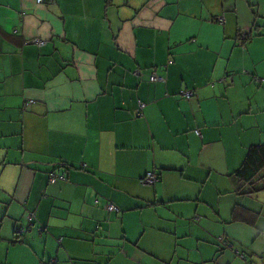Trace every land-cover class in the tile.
I'll return each instance as SVG.
<instances>
[{"label": "crops", "instance_id": "1", "mask_svg": "<svg viewBox=\"0 0 264 264\" xmlns=\"http://www.w3.org/2000/svg\"><path fill=\"white\" fill-rule=\"evenodd\" d=\"M262 1L0 0V264H264V205L217 201L264 145Z\"/></svg>", "mask_w": 264, "mask_h": 264}, {"label": "rangeland", "instance_id": "2", "mask_svg": "<svg viewBox=\"0 0 264 264\" xmlns=\"http://www.w3.org/2000/svg\"><path fill=\"white\" fill-rule=\"evenodd\" d=\"M259 12L260 13H263L264 12V1H262L261 2V5H260V10H259ZM258 19H260V18H258L257 17V19L255 20V24H257V23H259V22H261V20H259L258 21ZM262 23V22H261ZM260 25V24H259ZM262 29V28H261ZM260 29V30H261ZM252 33H256V31H253ZM260 33V32H259ZM257 33L258 35H260V36H253V38H256V40L254 41V47L256 48V49H261L262 50V55H263V57H264V33ZM256 35V34H255ZM263 64H264V62H263ZM227 144H228V146H229V148H234L235 146H236V142H235V140H234V136H233V133L232 132H227V142H226ZM239 149V146H237V148L235 149V150H238ZM262 175H263V178L261 179V180H259L258 182H257V188L259 189V190H257V191H255V192H253V193H251L250 195H247V197L249 198V200H250V202H253V201H256V202H258V203H260V204H263L264 205V172L262 173ZM224 180H227V184L225 183V181ZM220 182H221V184H222V188L223 189H225L226 187H227V185H229L230 187H231V185H232V183L230 182V180H228L227 179V177L225 176V177H222L221 179H220ZM214 192H215V190H213L212 189V191H211V193L210 192H208V194L206 195V197H207V201L208 202H211V203H215V198H216V195H214ZM230 196V197H229ZM242 197V196H241ZM234 199V198H240L239 196H236V192H235V188H234V190H233V192L231 193V194H227V195H221V196H219V200H217L218 201V203L222 206V204H223V206H224V204L227 202V200L228 199ZM242 198H246L245 196L244 197H242ZM247 199V198H246ZM204 223H202V225H203ZM199 227V226H198ZM229 227V228H228ZM226 229V230H229V231H232L231 232V234L232 233H235V232H237V229H235L234 227H232L231 225H228V226H224L222 229H221V231H223V229ZM191 231L189 232V237H190V239H188L189 241H188V243H190V245H191V247H193L194 245L196 246V248L197 247H201L202 246V244H193V237H194V229H197V227L195 228V227H192V228H189ZM199 232V229L198 230H196V234ZM219 231H217V230H215V231H211V236H210V240H213V239H215V236H214V234L215 233H218ZM200 233V232H199ZM238 235V234H237ZM243 237V240H249V238H250V236H247L246 234H244V236H242ZM218 238H220V237H218ZM217 239V238H216ZM180 241H182V240H180ZM209 242V244H210V241H208ZM195 243H197V242H195ZM216 244V242H213V245H215ZM213 245H211V246H213ZM187 247H188V244H187V242H178L177 241V244H176V248H175V251L172 253L173 254V258H172V261H171V263L170 264H182V262L180 261V259H184V256H186L187 254L186 253H188V251L186 250L187 249ZM219 247H220V245H219ZM208 248H210V247H208ZM208 248H204V251L206 252V253H208L210 256L212 255V252H213V249H208ZM236 249H232L231 251H229L230 252V254L233 256V257H235V259H240V264H246V260H242V258L240 257V256H234V251H235ZM248 251V250H247ZM192 253V252H191ZM244 255L245 256V258H247L248 259V257H249V252H246V251H241L240 253H239V255ZM242 255V256H243ZM210 259V258H209ZM222 264V263H219V262H215V260L212 262V264ZM248 263V262H247ZM96 264H130V263H126L123 259H122V256H120V255H118V254H116V255H114V253H112V254H108V255H106L105 257H102L101 255H99V256H97V260H96ZM153 264H156V263H153Z\"/></svg>", "mask_w": 264, "mask_h": 264}, {"label": "trees", "instance_id": "3", "mask_svg": "<svg viewBox=\"0 0 264 264\" xmlns=\"http://www.w3.org/2000/svg\"><path fill=\"white\" fill-rule=\"evenodd\" d=\"M252 14L255 15L254 12ZM217 20L218 22H221V19H217ZM257 28H259L257 24L253 23L251 30L255 31ZM251 30L250 32L238 33V38L240 39L241 43L248 41L253 36L258 35L257 33H259V31L256 30V33H252L253 31L251 32ZM170 63L171 61L166 62L165 67L163 68H166V65ZM149 75H148V80H149ZM263 172H264V145L263 144L251 145L246 149L243 159L239 164V166L231 174L236 194L246 195L259 190L257 188V182L263 178L262 175ZM17 237H19L18 231H17Z\"/></svg>", "mask_w": 264, "mask_h": 264}, {"label": "built area", "instance_id": "4", "mask_svg": "<svg viewBox=\"0 0 264 264\" xmlns=\"http://www.w3.org/2000/svg\"><path fill=\"white\" fill-rule=\"evenodd\" d=\"M37 4H51L53 3V0H35ZM33 43H36L38 46H43L44 45V42L41 41V40H37V39H34L32 40ZM149 80L151 82H162L163 79L161 77H158L156 76V74L154 72H152L150 75H149ZM181 97L185 100H188L189 98H191L193 96L192 92L190 91H184L182 92L181 94ZM32 103V101H27L26 105L29 106L30 104ZM143 107V104H138V109H137V115L140 114L141 112V109ZM195 133L198 135V132L195 131ZM64 181L65 180V176L64 174H59V175H55L53 173H51L49 175V182L50 183H55L57 181ZM157 181V176H155V174L151 173V172H147L142 178L141 180L139 181L142 185L144 186H151L153 185L155 182ZM106 210L108 212H117L118 209L112 205V204H108L106 207ZM33 218L34 216L33 215H29V218H28V225H31L32 222H33ZM28 227H24V228H21L19 231H18V236H22L26 233ZM223 244L225 245V243L223 242ZM242 257V256H241Z\"/></svg>", "mask_w": 264, "mask_h": 264}]
</instances>
